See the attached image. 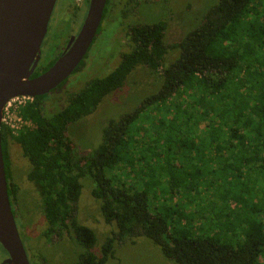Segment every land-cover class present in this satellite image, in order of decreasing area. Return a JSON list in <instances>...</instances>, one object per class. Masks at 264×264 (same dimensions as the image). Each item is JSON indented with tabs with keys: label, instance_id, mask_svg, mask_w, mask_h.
<instances>
[{
	"label": "trees",
	"instance_id": "trees-1",
	"mask_svg": "<svg viewBox=\"0 0 264 264\" xmlns=\"http://www.w3.org/2000/svg\"><path fill=\"white\" fill-rule=\"evenodd\" d=\"M118 1L124 10L139 5ZM166 30V21L132 25V46L114 70L88 80L56 112L47 113V95L28 101L20 116L31 125L17 135L2 125L14 214L19 186L10 141L29 161L44 236L72 237L83 248L76 264H107L118 242L141 236L177 264H264V0H218L171 46ZM170 50L178 56L165 65ZM139 66L161 75L159 89L109 120L94 150L77 153L70 126L93 114ZM200 162L219 169L207 166L204 180ZM85 177L94 182L105 222L117 228L100 254L97 234L77 218ZM226 182L237 187L235 195Z\"/></svg>",
	"mask_w": 264,
	"mask_h": 264
},
{
	"label": "rangeland",
	"instance_id": "rangeland-1",
	"mask_svg": "<svg viewBox=\"0 0 264 264\" xmlns=\"http://www.w3.org/2000/svg\"><path fill=\"white\" fill-rule=\"evenodd\" d=\"M138 1V6L129 7L132 14L135 13L129 17L130 24L133 25V22L134 24L136 22L154 24L158 21H166L165 42L169 46L183 40L189 31L198 27L206 12L218 2V0ZM59 2L60 5L62 0ZM116 2L118 5L119 1L116 0ZM121 6L122 4H120L119 8ZM56 12L55 14H57ZM117 26V24L111 22L105 28L104 36L97 39L94 44L95 48L97 47L94 53L96 55L95 60H97L94 65V74L87 73L83 76H70L69 80L72 82L68 85V90L65 91L69 92L67 95L70 92L79 91L93 76L103 77L110 73L120 63L121 56L129 51L132 46L129 38H126L125 46L119 47L124 38L123 34L119 35L118 42V39L114 36ZM61 35L65 38V33H61ZM177 56L178 50H170L166 56L165 65L172 63ZM100 57L103 59H100ZM161 83L160 74H156L144 66H139L135 69L128 77L125 85L120 90L104 98L93 114L70 126L68 134L76 145V152L88 154L94 150L101 141L102 130L107 122L133 111L144 99L154 94ZM62 107H64V102L58 104L57 98L48 99L46 103L47 113L56 112ZM201 132H203L202 129ZM9 152L13 181L19 186V192L14 204L16 222L28 251L29 260L31 263L33 261L34 264H76L79 255L83 252V248L67 234L61 239L54 237L51 240L44 236L47 222L42 211L43 204L39 191L32 182L27 180V174L30 169L29 161L24 157L19 144L14 141L9 143ZM200 153L203 155L202 152ZM194 162H199V159L197 158ZM198 166L204 173V180L208 178L206 176L208 168L209 171H217L219 169L218 167L214 168L210 163L206 165L204 162H200ZM205 169L207 170L206 172ZM231 179L235 181V178ZM81 182L83 188L78 202L77 218L80 223L92 228L97 234L96 252L100 254L101 245L117 228L115 224L105 222L101 212V203L92 194L94 182L89 177L83 178ZM226 184V190L231 191L230 196L235 195L238 191L237 187L227 182ZM221 206L220 204L215 212H218ZM6 257L4 249L0 246V263ZM107 264L177 263L167 259L160 248L150 239L141 236L134 240L122 242V244L118 242L114 256L109 259Z\"/></svg>",
	"mask_w": 264,
	"mask_h": 264
},
{
	"label": "water",
	"instance_id": "water-1",
	"mask_svg": "<svg viewBox=\"0 0 264 264\" xmlns=\"http://www.w3.org/2000/svg\"><path fill=\"white\" fill-rule=\"evenodd\" d=\"M107 1L90 0L84 25L69 50L32 78L57 0H0V245L8 254L0 264H31L8 194L1 134L4 108L18 96L46 95L72 75L97 35Z\"/></svg>",
	"mask_w": 264,
	"mask_h": 264
},
{
	"label": "flooded vegetation",
	"instance_id": "flooded-vegetation-1",
	"mask_svg": "<svg viewBox=\"0 0 264 264\" xmlns=\"http://www.w3.org/2000/svg\"><path fill=\"white\" fill-rule=\"evenodd\" d=\"M57 1L58 3L56 2L55 8L53 10L50 19V23L47 31L48 35L46 34L45 37L46 39H44L42 43L41 59L34 70L32 78L38 77L41 74L45 73L47 70H49L57 62V60L61 58L69 50L71 39L73 37L75 38L78 36L88 14L90 0H62V3L60 5H59L60 3L59 1L61 0H57ZM57 10L58 12H56ZM55 12L57 14H55ZM134 14L135 13L132 14L129 8L127 10H124V8L122 7L119 8L116 1L110 0L108 12L106 16L103 15L102 23L100 25V28L98 29L97 35L94 38L92 45L90 46L85 57L83 58V60L81 61V63L72 73L71 76L73 75H75V77L80 75L83 76L84 74L87 73L94 74V65L95 62L97 61L95 60L96 55L94 54L95 51L97 50V47L95 48L94 44L97 39L104 36V33L106 31L105 28L109 26L111 22L118 25L117 31L114 34L116 39L119 38L118 37L119 35L123 34L124 39L121 41L122 44H120L119 47H123L126 45L125 44L126 38H129V41L132 43L130 36V29L132 27V24H130L131 22H129V17H131V15ZM61 33H65V38L62 37ZM100 59L103 58L100 57ZM37 71L39 72V74L37 76H34L35 72ZM95 77H101V76H95ZM95 77L93 76L91 79ZM69 78L66 81H64L59 87H57L50 93L46 94L49 100L51 99L53 100L57 98L58 104H61L63 102L65 103L67 101L69 95V94L67 95V93L69 92L68 91L65 92V91L68 90V85H70L72 82L69 80ZM63 92H65V94H63Z\"/></svg>",
	"mask_w": 264,
	"mask_h": 264
},
{
	"label": "built area",
	"instance_id": "built-area-1",
	"mask_svg": "<svg viewBox=\"0 0 264 264\" xmlns=\"http://www.w3.org/2000/svg\"><path fill=\"white\" fill-rule=\"evenodd\" d=\"M31 100L33 98L29 96H18L7 102L3 111L2 125L7 127L13 135H17L21 129L31 125L30 121L20 116L21 108Z\"/></svg>",
	"mask_w": 264,
	"mask_h": 264
}]
</instances>
